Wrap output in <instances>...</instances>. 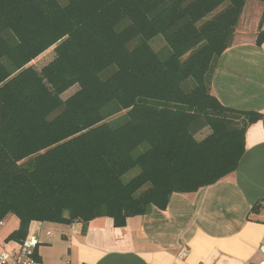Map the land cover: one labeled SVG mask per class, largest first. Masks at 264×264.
<instances>
[{"label":"trees","instance_id":"16d2710c","mask_svg":"<svg viewBox=\"0 0 264 264\" xmlns=\"http://www.w3.org/2000/svg\"><path fill=\"white\" fill-rule=\"evenodd\" d=\"M246 1L0 0V221H19L8 240L31 222L122 226L237 170L262 115L222 104L211 82Z\"/></svg>","mask_w":264,"mask_h":264},{"label":"crops","instance_id":"0c3cea01","mask_svg":"<svg viewBox=\"0 0 264 264\" xmlns=\"http://www.w3.org/2000/svg\"><path fill=\"white\" fill-rule=\"evenodd\" d=\"M263 13L264 1H246L211 82L222 104L262 115L246 129L237 170L196 191L173 193L165 208L130 216L122 226L111 217L42 222L37 264H251L264 259V40L257 43ZM8 218L12 226L4 232ZM18 225L13 215L2 221L0 251L16 246L18 241L8 237ZM30 234L28 229L24 238ZM183 247L188 255L180 259Z\"/></svg>","mask_w":264,"mask_h":264},{"label":"built area","instance_id":"2783aa9c","mask_svg":"<svg viewBox=\"0 0 264 264\" xmlns=\"http://www.w3.org/2000/svg\"><path fill=\"white\" fill-rule=\"evenodd\" d=\"M1 224L2 221H0ZM40 225L41 222H31L28 227L31 232L30 235L17 242L14 248L3 247L0 251V264H37L38 260L35 256V249L39 242ZM50 233L51 231L46 232L48 235ZM187 255L188 249L183 247L178 253V258L183 259ZM251 264H264V259Z\"/></svg>","mask_w":264,"mask_h":264},{"label":"rangeland","instance_id":"374dc122","mask_svg":"<svg viewBox=\"0 0 264 264\" xmlns=\"http://www.w3.org/2000/svg\"><path fill=\"white\" fill-rule=\"evenodd\" d=\"M150 43L152 44V46H153L156 50H159V51L163 50V49H162V48H163V40L161 39L160 36H157V37L153 38V39L150 41ZM53 55H54V52H53V50L50 48V49L46 50L42 55H40L39 57H37L35 60H33L30 64H31L35 69L39 70L43 65H45L46 63H48V62L52 59ZM76 89H77V87H76V86H73L72 88H70L69 90H67V91L62 95V97H63V98H66L67 96H69L70 94H72ZM208 132H209V131H208L207 129H205V130H203L201 133L197 134L196 137H197L198 139H201V138H203ZM136 172H137L136 169L131 170V171L127 174L126 178L131 177V176H132L133 174H135ZM10 218H11V217H10ZM8 221H9V222H8ZM7 222H8V226L4 229V232H5L7 229L11 228V226H12V225H10L11 223H10V219H9V218L7 219ZM7 222H6V223H7ZM0 228H2V227H0Z\"/></svg>","mask_w":264,"mask_h":264},{"label":"water","instance_id":"95a60500","mask_svg":"<svg viewBox=\"0 0 264 264\" xmlns=\"http://www.w3.org/2000/svg\"><path fill=\"white\" fill-rule=\"evenodd\" d=\"M262 251L264 252V248L262 249Z\"/></svg>","mask_w":264,"mask_h":264}]
</instances>
